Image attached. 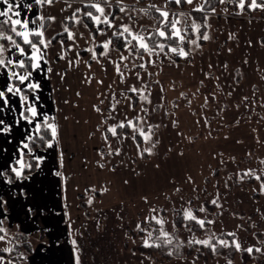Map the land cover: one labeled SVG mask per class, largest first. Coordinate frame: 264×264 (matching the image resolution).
Segmentation results:
<instances>
[{"label": "rangeland", "instance_id": "rangeland-1", "mask_svg": "<svg viewBox=\"0 0 264 264\" xmlns=\"http://www.w3.org/2000/svg\"><path fill=\"white\" fill-rule=\"evenodd\" d=\"M124 2L137 8L147 7L153 3L161 7L165 4V0H142L140 4H135V0ZM248 2L250 0H246L245 9L241 12L238 0H224V3L218 0L212 6L215 13L204 12L199 18H196L192 9L203 3V0H194L192 5L168 4L170 12L186 14L185 23L189 28L193 22L204 24V17L207 16L208 27H202L200 30L207 32L210 39L206 41L205 46L201 41H198L199 47L187 44V48L182 45L186 51H190L191 59L181 57L183 63L181 72L159 71L165 63L170 62L168 60H172L174 54L151 57L155 60L154 78L151 80L154 83H143L142 80L139 83L140 87L147 85L145 95L150 93L151 103L142 101L136 94L132 101L133 107L129 108L128 102L121 95L125 90L119 92V96L123 98L119 99L117 112L110 113L113 118H109L108 124H117L122 118L124 121L125 116L128 119L138 116L141 120L134 122L137 129L142 128L146 134L151 135L148 142L141 137L142 147L132 138V142L123 145L129 154L135 153L130 161L132 166L130 171L133 170L134 173H129L128 159L126 154L122 153L118 156L119 160L115 161V176L112 174L113 170L111 168L108 170L105 163L104 167L97 164L98 167L95 166L91 170H74L70 177L63 180L64 192L70 188V193L63 195L60 212L64 217L63 223L70 237L74 257L84 260V264H228L229 260L232 264H264V190L261 189V184L264 183L261 177L264 174V163L260 160L264 155V66L260 65L258 54L264 49V16H259L264 15V10H250L247 7ZM156 15L158 16L154 12L150 16L141 15L138 22H141L148 31H152V26L156 24L153 16ZM55 30H59V26L53 23L49 33H54ZM193 34L189 40L196 39L197 34L195 32ZM241 40L249 43L248 53L240 52L243 45ZM83 44L85 45V41ZM214 44L218 47L212 48ZM212 50H215L217 57L204 59L208 55H213ZM146 58L148 57L145 56V60ZM217 60L221 61L220 67L229 76L217 75L213 65ZM142 62L136 61L137 64ZM203 62L208 63L205 65L206 81L205 77L195 78L193 68L202 65ZM149 70L148 65L147 71ZM230 70H236L235 75L231 74ZM139 71L144 69L139 68ZM125 73L126 76L131 75L125 80L126 88L136 85L134 84L136 79H132L131 82L133 74L126 69ZM162 77H168L170 82L161 81L159 78ZM235 80L240 84L236 89L234 88L238 83ZM225 90H231V93H225ZM92 92L95 94V90ZM26 94L29 95L30 92ZM7 96L9 100L7 106L11 108L10 99H14L15 96L8 93ZM98 100L103 101L101 104L104 105L108 103L102 94ZM37 109L40 114H46L48 106H45L44 112L41 107ZM223 109L227 110V117L222 119L220 112ZM13 114H18L16 108H13ZM51 115L49 117H52ZM110 115L108 114V117ZM13 118L19 119V125L27 129V121L16 116ZM170 121L174 122L171 129L165 127ZM218 127L219 130L228 128L217 131ZM11 130L13 133L10 131L12 134L10 141L5 142L6 145L0 142V147L8 153L17 152L19 149L16 141L18 129L13 119ZM107 136H110V133H107ZM168 136H171V150L166 149L160 142ZM237 138L240 141V149L232 154L234 150L231 151V148L235 147ZM152 140L159 142L157 151L151 147ZM250 143L255 144L252 151L248 147ZM224 145H228L227 150L222 148V153L219 154L218 148ZM159 147L161 153H158ZM142 149H151V153L146 151L143 153ZM21 151L24 152L23 158L26 163L33 165L31 168H25L23 175L25 178L29 171L39 165L40 160L37 161L33 157L35 155L29 153L27 149H22L18 154L15 153L14 159L11 157L12 167L17 166L15 161L20 158ZM238 154H247L249 159L245 156H236ZM12 167H7L4 172L6 176L16 179L11 171ZM249 170L253 175H244ZM58 173L62 179L61 167H58ZM255 176H259L260 180L255 179ZM116 178L118 182L115 186L111 185ZM69 180L77 191L83 186L81 192L79 191L81 194L78 196L79 200L75 196V190L68 185ZM120 187L122 190L117 191ZM93 189L99 191L93 192ZM80 198L84 200L87 210L78 203ZM213 200L218 201L219 207L212 203ZM201 206L205 208L204 212L198 211ZM153 208L167 221L164 225L165 231L173 233L177 230L178 241L183 247L192 246L191 253L158 262L133 249V246L143 244L149 232L153 237V227H160L149 219L157 215L151 211ZM188 208H191L199 218L213 223L206 224L203 231H196L193 228L189 231L183 227L189 222H183L175 229L174 214L179 210L183 215V211ZM32 213L33 211L29 217H32ZM2 221L0 227L5 229L6 234L0 233L5 236L4 240H0V249H12L11 252L0 255L3 259L20 264L31 251L33 252L37 242L49 243V235L41 236L43 224L38 217L37 227L30 232L21 230L18 223L10 224L7 219ZM138 224L144 231L137 229ZM220 232L235 233L232 241H237L241 245V250H235L232 256L228 255V249L208 254L200 245L188 243L192 239H209ZM219 239L229 241L228 237ZM249 247L260 248L262 251H253L250 255L243 251Z\"/></svg>", "mask_w": 264, "mask_h": 264}, {"label": "crops", "instance_id": "crops-1", "mask_svg": "<svg viewBox=\"0 0 264 264\" xmlns=\"http://www.w3.org/2000/svg\"><path fill=\"white\" fill-rule=\"evenodd\" d=\"M68 2L72 4V8H67L64 0H58V2L55 3L54 6L37 5L35 3V0H9V3L13 4V12L9 13V15L12 16L13 19H27L29 21L30 27H35V25L31 24V21L36 20L40 15H55L57 17V21L55 22V24H58L59 30H55L54 33L50 34L49 30L53 26V23H46L45 26L46 36L51 37L56 33L63 31V26L61 25L60 21L63 20L64 17L71 15V12L74 8L82 7L79 0H68ZM114 3H116V0H112V5ZM17 5L19 6L17 7ZM28 5H31V7L29 8ZM62 7L66 8L67 10L61 12L60 9ZM0 11H7V5L3 3V0H0ZM50 11H55V13L52 14ZM15 12H19L20 16H15ZM116 14L122 15L119 13ZM140 17L141 15L139 16V18ZM0 18L4 20L7 19V17ZM39 23L40 21L37 20V24ZM66 23L72 31L79 30L87 35V30L82 26H74L71 21H66ZM89 28H91V26H89ZM102 39L104 38L100 37V40ZM59 40L61 39L53 41L52 47L48 49L47 59L49 60V63L42 64L40 70L33 71V82H39L41 85L40 90L36 93V96H38L39 99L37 100L31 93L29 94L30 102H35L36 107H41L43 112L45 106H48L46 114L41 113V118L43 116L49 117L50 114H52L51 116L55 118L54 123L59 126L58 143L53 142V146L51 148L47 147V144H45V147H43L42 149H34L35 151L32 150V154L35 155L33 157H40L41 159L39 161V165L35 166L33 170L29 171L28 176H26L25 178L22 177L19 179H12L11 177L6 176L4 171L5 169H7V167H12L11 157L14 159V155H16L15 153L18 154L20 150L23 149L22 146L23 143L27 142V136L33 133V125H29L27 123V129L22 128L19 125V119L13 118V116L20 118V111L22 110L21 102L18 96H15L14 99H10L11 108L5 106L3 108V111L0 112V119H3L5 122L4 125H0V128L8 126L11 129V123L13 119V122L18 129L16 130L18 133V138L16 139V141L19 145V149L17 152L9 153L5 152L4 148L0 147V173H2L0 174V221H2V219H7L10 224L18 223L21 230H23L24 232H30L37 227L36 218L38 217L39 219H41V222L43 224V231L41 229V236H43L44 234L46 236H50V238L48 239L49 243H43L42 241L37 242L35 244L33 252L31 251L32 253L30 252L27 255L25 260L22 261V264H76L77 258L74 257L70 237L66 230L65 224L63 223L64 217L60 212V204L63 200V195L65 193H70V188L67 192H64L62 183L63 180H66L68 177H70V174H73L74 170H91L93 167L97 166V164L100 166L102 165L101 167H104L105 163L108 167L107 169L110 170L111 168L113 170L112 174L113 176H115V161L119 160L118 156L122 153L126 154L129 164L128 168L130 171V168L132 169L130 161H132L133 155L135 154L134 152H131V154H129L123 146L124 144L132 142L131 138L133 136V130L131 128L129 133L118 131L119 136L114 137L111 134L110 136H107L105 129L107 126H109V118L107 119V124L103 123L105 118L108 117V114L110 115L111 113L109 97L113 93L115 94L117 99H120L123 97L119 96V92L125 90L124 93L132 97L131 93L127 92L125 84L120 82V78L116 74L114 66L111 63H105L104 61L106 58L103 57H101V63L99 64L96 63V61L92 60L91 53L84 50L88 46L86 43L85 45L83 44L84 40H78L79 47H73L71 51L67 52V56L65 59H59L57 55V52L60 48V45L57 42ZM64 40L66 48L67 46L72 44V42L68 41L66 37L64 38ZM241 41L243 42V45L240 49V52L248 53L249 43L246 40ZM97 43H99V40L97 41ZM201 43L203 44V46H205L207 42L202 40ZM56 46L58 47L55 49ZM217 47V45H215L214 47L212 46V48ZM117 50L119 51L120 49ZM100 51H103V49L98 48L97 52L99 53ZM118 51L112 52L110 53V55L115 58L118 55ZM214 51L215 50H212L213 55H208L204 59L207 60L209 58L215 57L216 55ZM76 52H79L81 61H87L88 63L85 64L81 62L76 67H70L67 63V59L75 58ZM258 54L260 55V65L264 66V49ZM147 59L148 58H146V60ZM168 61L170 62L165 63L162 69H160L159 71H165L167 73H177L178 71L181 72L183 68L181 59ZM172 61H174V63ZM220 63L221 61L219 60H217L215 63L213 62L214 71H216L219 77L221 74L224 77L228 74H226L224 69L220 67ZM88 64L91 65V68L88 67ZM206 64L208 63L203 62V64L200 66H193L196 73L195 78L199 77L200 79H203L205 77L204 74H206L207 70V68H205ZM49 67L52 68V72L47 71ZM129 67L131 68V64H129ZM149 68V71H139V68H136V70L134 69L135 71L139 72L140 75L144 73V78H142L143 83H154V81H151L152 78H154V65H149ZM135 71L131 72V74H133L131 77V82L132 79H136L134 76ZM148 73H151V75H148ZM230 73H234L235 75L236 70H230ZM61 74H64V79H61ZM89 75L93 77L92 83L90 84L85 82L86 78ZM129 76L131 75L126 76V79H128ZM159 79L161 81L164 80L166 82H170V79H168V77H162ZM206 79L207 78L205 77L204 81H206ZM98 80H102L103 84L97 83L96 81ZM235 81L236 83H238L237 80ZM9 82L10 81L8 80L6 70L1 69L0 90H5L6 85ZM11 82L13 83V81ZM139 83L140 80L136 79L134 84H136L137 87H140ZM108 85H111V87H108ZM239 86V83L236 84V87L234 89L239 88ZM94 90L95 94L94 92H92ZM261 90L263 91V89ZM103 92L105 93L103 94ZM224 92L231 93V90H225ZM77 93H80V95L77 96ZM101 94L102 96L104 95L108 100V103L105 105L101 104V102L98 100ZM225 97H227L226 94ZM148 99L152 98L148 95ZM65 101H67V103ZM94 105L98 106L100 109L103 105V108L106 109H101L103 115L95 111ZM105 106L109 108H105ZM13 108L17 109V115L13 114ZM226 112V109H223V111L220 112V116L222 119L227 117ZM134 117H132L131 119L134 120ZM122 121L123 118L119 120V123ZM88 122L89 125H87ZM133 122H135V120ZM170 123L171 125H169ZM173 123L172 121H170L165 125V127L171 129ZM226 128H222L220 130H225ZM220 130L218 127L217 131ZM10 131L11 133H13L12 130ZM94 132L96 133L94 134ZM11 133L0 132V142L4 144L7 141L9 142L12 136ZM105 136L108 137L107 141H105ZM221 137L224 136L221 135ZM133 140L136 141L135 139ZM160 142H162L163 145L166 146V149H172L171 136H168L165 140ZM153 144L155 145L154 147ZM239 144L240 141L239 138H237L235 147L231 148V151L234 150V153H232L231 151L230 153L235 154V151H237V149H240ZM158 145L159 142L152 140L151 147L153 148V150L157 151L156 149H158ZM244 146L245 145H242V147ZM226 147H228V145H224V147L218 148L217 151L219 152V154L222 148H225V150H227ZM248 147L252 151L255 148V144L250 143ZM117 149L119 150V155L115 154V150ZM159 149L160 152L158 153H161V148L159 147ZM110 152H112L113 154L110 155ZM252 153L254 154V152ZM58 167H61L63 169L62 179L60 178V175L58 173ZM129 173L132 174L134 172L132 170ZM116 182H118V178L112 181L111 185L115 186ZM121 183L124 184L122 180ZM68 185H71L73 191L75 190V196L80 197V192L83 186L78 189L80 191L79 192L76 188H74V186H72L70 180ZM88 187L89 186H86V188ZM121 188L122 187H120L117 191L122 190ZM97 191L99 190L93 189V192ZM70 195L73 196L72 194ZM81 200L84 201L83 199ZM80 201L78 203H80ZM32 211V217H29ZM79 261L80 264H84V260L79 259ZM3 264L14 263L10 260L3 259Z\"/></svg>", "mask_w": 264, "mask_h": 264}, {"label": "snow or ice", "instance_id": "snow-or-ice-1", "mask_svg": "<svg viewBox=\"0 0 264 264\" xmlns=\"http://www.w3.org/2000/svg\"><path fill=\"white\" fill-rule=\"evenodd\" d=\"M58 0H35L37 5H47L54 6ZM82 7H76L72 10L71 15L66 16L63 20L60 21L63 26V32L57 33V36H62L67 34L66 39L71 41L72 44L67 46L65 40L61 39L57 41L60 45V48L57 52L59 59H65L67 52L71 51L73 47H79L78 40H84L88 45L84 50L91 53V59L96 61V63H101V57L106 58L105 63H111L114 66L116 74L120 78L121 83H125L126 73L125 69L131 73L134 69L140 68L147 71V65L155 64V60L151 59L153 56H160L161 54L168 56L169 53L178 55L183 58H187L190 55V51H186L182 45L187 42L188 44L199 47V40L207 41L210 39L207 32H201L202 27L207 28V16L204 17V24L192 23L191 28L195 32L196 39H187V26L186 20L187 16L185 13L180 12H170L168 10V4L174 3L175 5H192L194 0H165V4L157 6L156 4H149L147 7L137 8L135 5H126L124 0H116V8L113 10L112 0H79ZM220 3H224V0H219ZM3 3L7 5V11H0V17H7L6 20L0 22V41H6L5 43H0V69L6 70L8 80L10 81L5 90H0V105L7 106L9 103L8 96L6 93L13 96H18L21 102L22 110L20 111V118L24 121H27L28 124L33 125V132L35 136H27V141L34 142L36 138L41 141H45L47 147L51 148L53 142L58 143L59 128L56 123H54V117L43 116L38 112L35 102H30L29 95L26 93H31L38 100L39 97L36 96V93L40 90V83L33 82L32 75L33 71L40 70L42 64H48L49 60L48 49L52 47L53 41L56 40V36H46V23H55L57 17L55 15H40L36 20H32L31 24L35 27L29 26V21L27 19H13L9 13L13 12V4L9 3V0H3ZM64 3L67 5V8H72V4L68 0H64ZM142 3V0H135V4ZM19 5H17L18 7ZM206 6L210 9L212 13H215V8L211 7V0H203V3L196 5L192 9L194 12L204 13L206 11ZM246 6V0H238V7L243 12ZM30 8L31 5H28ZM247 7L250 10H264V0H250L247 3ZM66 8H61L60 11H66ZM158 14V16H153V19L156 20V24L152 26L153 30L148 31V29L138 22L140 15L150 16L152 13ZM116 13L122 14L118 15ZM15 16L19 17L20 13L15 12ZM183 18V19H182ZM37 20L40 21L37 24ZM66 21H71L74 26L79 25L87 30V35L84 32L79 30L72 31ZM126 21V22H125ZM89 22H91L92 28H89ZM5 24H10L11 27L8 31L4 29ZM11 34H8V33ZM100 37L104 39L100 40ZM159 38L157 40L156 38ZM18 38V39H17ZM114 38L116 40L122 41L121 50H117L116 45L114 44ZM99 40V43L97 41ZM161 41H171L172 43H164ZM97 48L103 49L97 53ZM167 48V52H165ZM15 50V51H13ZM118 51V55L113 58L110 53ZM230 51V50H229ZM127 53V55H125ZM145 56L148 57L145 60ZM13 57H17L14 59ZM171 59V57H169ZM143 61L142 63L137 64L136 61ZM128 63H125V62ZM81 62L87 64V61H81L79 52H76L75 58H68L67 63L70 67H76ZM174 63V61H172ZM131 64V68L129 67ZM88 67L91 68V65L88 64ZM19 69L20 71H17ZM31 69V70H30ZM48 72H52V68L47 69ZM151 75V73H148ZM135 78L137 80H142V77L139 72L135 73ZM61 79H64V74H61ZM93 77L88 76L85 80L86 83H92ZM11 81H17L18 83H12ZM99 84H103L102 80L96 81ZM23 86V87H21ZM111 87V85H108ZM147 85L143 87H137L132 85L127 88V92L134 95L138 94L139 98L142 101L151 103L148 99V95H145ZM80 93H77L79 96ZM124 96L125 100L128 102L127 106L129 108L133 107L132 97L121 93ZM183 95V93H181ZM111 112H117V106L120 104V100L116 98L113 93L109 97ZM114 101V102H113ZM67 103V101H65ZM103 103V101H101ZM95 111L98 113L101 112V109L98 106H95ZM3 111V107L0 106V112ZM146 111V109H142ZM113 118L111 115L106 117L103 121L104 124H107V119ZM135 120L139 122L140 117H135ZM4 120L0 119V125H4ZM131 128L133 133L139 131L140 137L143 138L145 142L151 140V135L146 134L142 128L137 129V124L133 122L132 119H128L125 116L124 121L109 125L106 127L105 131L110 133L112 136H119L118 129ZM10 127L4 126L0 128V132L8 133L10 132ZM151 129H149V132ZM45 135H41V133ZM46 136H50V139H46ZM105 141L108 137L105 136ZM135 135L132 136V139H135ZM155 145L153 144V147ZM23 149H27L29 153H32V148L29 146L28 142L23 143ZM111 147V146H110ZM139 147V146H138ZM144 151L151 153V149H144ZM113 154L112 152L109 153ZM115 154L119 155V150H115ZM142 155V153H141ZM24 152L21 151L20 158L15 161L16 167H12L11 171L15 174L17 179L22 178L24 175L25 168H31L32 165L26 163L24 160ZM39 161L40 157H35ZM264 163V161H262ZM38 166V165H37ZM102 166V165H101ZM2 174V173H0ZM244 175H253V172L249 170ZM255 179L260 180L259 176H255ZM261 189L264 190V183L261 184ZM179 191V189H177ZM91 203V200H89ZM213 204L219 207L218 201L213 200ZM153 213L157 215L151 216L149 219L154 221L155 224L159 225L158 229H155L159 233L156 237L157 240H160L161 243H150L152 240V233H148V238L143 240V247H161L164 246H173L175 249L181 247L180 242L174 244L175 236L165 231L164 225L167 222L163 217L158 214V210L153 208L151 209ZM199 212H204L205 208L201 206L198 209ZM183 219L189 223L184 224L183 227L187 228L189 231H192V223L199 225L200 228H204L206 224H211L213 221L205 220L199 218L191 208L185 209L183 211ZM3 221H0L2 225ZM175 226V225H173ZM139 231H144L140 225H137ZM0 233H5V229L0 227ZM6 234V233H5ZM227 235L235 236V233H228ZM5 236L0 235V240H4ZM215 237H210L209 239L199 240L192 239L188 241L189 245H203L206 248L211 249L213 254L217 251V246L221 247H235L237 251L241 250V245L233 240L231 244L224 239H216V242L213 243ZM75 244V241H73ZM3 252H11V248H5ZM248 254H252L253 251L261 252L260 248H246L243 249ZM168 255H173L172 251L168 252ZM0 264H3V257H0ZM76 264H80L79 258L77 257ZM228 264H232L231 260L228 261Z\"/></svg>", "mask_w": 264, "mask_h": 264}, {"label": "trees", "instance_id": "trees-1", "mask_svg": "<svg viewBox=\"0 0 264 264\" xmlns=\"http://www.w3.org/2000/svg\"><path fill=\"white\" fill-rule=\"evenodd\" d=\"M218 2V0H211V7L214 5V4H216ZM113 10H115V8H116V3H114L113 5ZM205 12H210V10H209V8H208V6H206V11ZM193 14L196 16V18L198 17L199 18V15L200 14H204V13H199V12H194L193 11ZM231 14H234V13H231ZM249 15H251V12H249ZM157 16V15H156ZM259 16H264L263 14L262 15H259ZM203 17V16H202ZM2 21H4V19H1L0 18V22H2ZM45 26H46V24H45ZM89 26H91V28H92V25H91V22H89ZM186 26H187V39L189 38V37H191V36H193L194 34H193V32H192V30H191V28H189V25L188 24H186ZM4 29L5 30H9L10 29V27H11V25L10 24H5L4 26ZM201 31V30H200ZM63 32V31H62ZM62 32H59V33H62ZM10 33V32H9ZM11 34V33H10ZM54 36H56V40H58V39H64L65 37H66V33L65 34H63L62 36H57V33L54 35ZM18 39V38H17ZM157 40H159V38L157 37L156 38ZM55 41V40H54ZM200 41H202V40H200ZM5 44H6V46H7V42L6 41H3ZM164 43H166V44H168V43H172L171 41H163ZM114 44L116 45V47H117V49H120L121 50V44H122V41H120V40H116L115 38H114ZM188 43L187 42H185L184 43V46L185 47H187L188 48V45H187ZM97 50H98V48H97ZM98 53V52H97ZM188 58L189 59H191V56L189 55L188 56ZM181 59V57L180 56H178V55H175L174 57H172V60H180ZM131 95H132V100H133V98L136 96V95H134V94H132L131 93ZM135 99V98H134ZM134 120H135V118H133ZM133 120V121H134ZM118 131H122V132H126V133H129L130 132V128H123V129H118ZM107 133V132H106ZM138 132H135V133H133V131H132V135H135V140H136V142L139 144V146L140 147H142V138L140 137V135H139V133L137 134ZM31 135H33V136H35V133L33 132ZM41 135H45V133H41ZM46 139H50V136H46ZM28 143H29V146L32 148V150H34V149H42L43 147H45V144H46V142L45 141H41V140H39L38 138H36L35 140H34V142H29V141H27ZM142 152L144 153V150L142 149ZM236 156H238V157H243V156H245V158L246 159H249V157H248V155L247 154H245V155H242V154H238V155H236ZM261 158V159H260ZM259 159L261 160V161H264V156H262V157H260ZM32 165V164H31ZM32 167H33V165H32ZM214 170H216V169H214ZM261 177H263V179H264V174H262L261 175ZM80 206L82 207V208H84V210L87 208L86 207V204H85V202L84 201H80ZM87 210V209H86ZM174 221H175V229H177V228H179L181 225H182V223L183 222H188V221H185L184 219H183V215H182V213L178 210L175 214H174ZM192 228L194 229V230H196V231H203V230H205V228L203 229V228H200L199 227V225H197V224H195V223H192ZM155 229H158V228H155V227H153V237H152V240L150 241V243H161V241L160 240H157L156 239V237L159 235V233L157 232V231H155ZM174 236H175V240H174V244L176 243V242H179L178 241V239H177V230L176 231H173V233H172ZM228 233H225V232H220V233H217L215 236H212V237H215L216 239H219V238H223V237H228L229 238V244H231L232 243V236H230V235H227ZM216 239H213V243H215L216 242ZM143 244L142 243H139V244H137V245H135V246H133V249H135V250H137V251H139L140 253H144V254H146L148 257H150V258H152L153 260H155V261H158V262H160V261H163V260H165V259H170L171 257H173V256H183V255H185V254H187V253H191V250H192V246H186V247H183L182 245H181V247H179L178 249H175L173 246H164L163 244H162V246L161 247H159V248H157V247H148V248H146V247H143L142 246ZM200 248H203L204 249V251H206L208 254L209 253H211L212 251H211V249H209V248H206V247H204L203 245H200ZM226 249H228L229 250V253H228V255L229 256H232L233 255V253L235 252V247H221V246H217V251L218 252H224ZM169 251H172L173 252V255H171V256H169L168 255V252ZM6 254V252H3L1 249H0V255H2V254ZM159 256H157V255ZM20 264H22L21 262H20Z\"/></svg>", "mask_w": 264, "mask_h": 264}]
</instances>
